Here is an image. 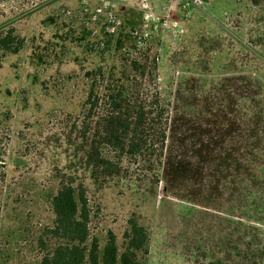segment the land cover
I'll list each match as a JSON object with an SVG mask.
<instances>
[{
	"label": "rangeland",
	"instance_id": "obj_1",
	"mask_svg": "<svg viewBox=\"0 0 264 264\" xmlns=\"http://www.w3.org/2000/svg\"><path fill=\"white\" fill-rule=\"evenodd\" d=\"M12 29L22 47L0 60V264L52 251L64 185L85 187L100 250L110 233L122 247L135 218L144 264H264V0L0 1V38ZM123 62L142 65L125 105L131 117L147 107L137 156L106 148V113L85 105L92 74Z\"/></svg>",
	"mask_w": 264,
	"mask_h": 264
},
{
	"label": "trees",
	"instance_id": "obj_2",
	"mask_svg": "<svg viewBox=\"0 0 264 264\" xmlns=\"http://www.w3.org/2000/svg\"><path fill=\"white\" fill-rule=\"evenodd\" d=\"M18 40L13 29L0 38V60L9 52L19 53L22 46ZM15 42L17 46L12 50ZM120 44L121 40H118L116 51L120 50ZM140 66L142 67L138 62L130 65L123 62L121 65L113 63L107 68L99 69V74H92L94 79L89 85L85 102L89 114L101 109L106 113L102 123L106 148L118 151L121 157L142 154L147 143L144 140L146 131L148 132L147 107L140 103L134 117L130 116L132 112L125 111L129 97L126 88L131 86L132 73L138 71ZM156 105L160 107V116L163 118L167 110L157 99ZM83 134L85 137L88 132L85 131ZM167 137L166 125L160 132L162 152L166 148ZM91 151L97 154V165L106 164L113 167L110 159L95 145ZM176 167L177 164L172 165L173 173ZM119 169L120 167H116V171ZM51 204L55 221L53 227L48 228L46 232L56 244L51 252L45 254L41 264H144L142 257L148 255L149 233L137 219L129 220V228L123 236L122 247L119 246L117 237L110 233L106 245L100 250L96 239L89 242L91 211L85 187L64 185L52 198ZM40 247L44 251L48 248L43 240L40 241Z\"/></svg>",
	"mask_w": 264,
	"mask_h": 264
},
{
	"label": "built area",
	"instance_id": "obj_3",
	"mask_svg": "<svg viewBox=\"0 0 264 264\" xmlns=\"http://www.w3.org/2000/svg\"><path fill=\"white\" fill-rule=\"evenodd\" d=\"M194 3L196 5H202L204 3V0H194Z\"/></svg>",
	"mask_w": 264,
	"mask_h": 264
}]
</instances>
